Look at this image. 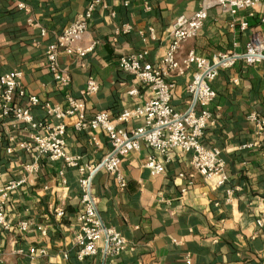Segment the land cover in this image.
I'll use <instances>...</instances> for the list:
<instances>
[{
  "label": "crops",
  "instance_id": "1",
  "mask_svg": "<svg viewBox=\"0 0 264 264\" xmlns=\"http://www.w3.org/2000/svg\"><path fill=\"white\" fill-rule=\"evenodd\" d=\"M92 1L0 0V76L21 70L28 95L61 106L66 94L79 98L87 80L93 78L100 89L87 101L85 116L91 119L106 112L116 120L123 111L143 106L152 98L146 86L120 70L119 59L145 52L147 62L160 64L171 42V24L182 15L198 12L202 0H101L106 7H97L77 46L85 49L94 44V50L82 57L59 54L58 64L72 82L62 90L47 66V47ZM20 3L28 12L18 8ZM262 15L259 8L235 17L219 7L210 9L203 29L183 45L179 58L193 51L211 62L218 53H244L251 33L264 31ZM244 21L250 27L246 32L239 27ZM125 25L131 32L118 34ZM196 72L192 67L183 76L169 77L175 84L172 104L177 112L184 113L190 105L188 87ZM212 87L217 95L209 108L213 122L202 144L221 150L229 182L214 188L194 174L190 155L177 150L170 152L165 174L151 176L143 164L155 151L144 144L122 158L121 170L128 182L124 190L113 176L101 171L93 180L99 216L128 242L127 250L116 258L100 254L78 259L76 236L82 211L78 170L18 149L17 143L30 139L29 129L0 116L4 135L0 187L23 181L7 201L6 219L13 228L0 227L2 264H183L188 255L194 264H264V225H257L264 208V134L257 136L248 121L254 111L264 118V63L238 61L220 70ZM133 90L137 92L131 95ZM32 115L37 120L46 118L40 108L32 109ZM76 121L72 117L64 122L66 150L80 157L82 165L101 162L111 150L107 134L79 132L74 128ZM138 125L121 126L133 130ZM93 137L98 145L92 143ZM8 148L14 153L8 154ZM35 166L38 169L33 171ZM56 209L64 210L63 218L56 216ZM20 221L43 227L45 235L38 230L21 233L17 229ZM32 248L44 249L47 256L33 260Z\"/></svg>",
  "mask_w": 264,
  "mask_h": 264
},
{
  "label": "built area",
  "instance_id": "2",
  "mask_svg": "<svg viewBox=\"0 0 264 264\" xmlns=\"http://www.w3.org/2000/svg\"><path fill=\"white\" fill-rule=\"evenodd\" d=\"M263 1L202 0L198 12L192 16L182 15L171 24L169 28L171 42L160 64L147 62L145 52L122 56L118 63L120 70L134 76L136 81L146 86L151 91L152 98L143 106L123 111L116 120L111 119L106 112H100L91 119L85 116L87 101L100 89V85L93 78L87 80V85L79 98L66 94V103L61 106L43 102L35 95H28L22 83L24 73L21 70H14L0 76V116L14 120L29 129L31 133L30 139L17 143V148L28 153L36 152L50 161L63 162L65 167L75 168L80 174L78 183L82 211L79 216L80 228L76 236L80 261L100 254L105 258H116L127 250L128 242L125 237L115 229L106 226L99 216V201L93 193V180L101 171H105L113 176L120 189L124 190L128 182L121 170L122 158L135 150H140L142 144L155 151V155L148 157L143 164L151 176L165 174L171 159L170 152L177 150L184 155H190L194 174L210 181L214 188L219 189L229 182L226 162L221 150H210L202 144L206 128L213 122V113L209 108L217 98L212 83L217 79L220 70L232 68L238 61H244L247 65L264 63V31L251 33L244 53H218L211 62L202 56L199 57L193 51L183 58H179V55L183 45L197 37L203 29L209 10L215 7L221 8L234 17L242 11L259 8L263 13L260 23L264 27ZM98 6L106 7L103 1L93 0L79 18L64 29L56 42L47 47V66L55 83L62 90L69 88L72 82L70 75L61 70L58 64L59 54L66 52L82 57L94 50V44L85 49L77 46L88 32V25ZM18 8L28 12V7L24 3H20ZM112 16L114 17L115 14ZM239 27L242 32L250 29L246 21L241 22ZM130 32V27L125 25L119 29L118 34L126 35ZM151 32L153 34V30ZM192 67L197 70L188 87V93L192 99L188 109L180 113L172 104L175 84L169 80V77L171 74L183 76ZM136 92L137 90H133L131 95ZM34 108L42 109L46 118L37 120L33 117L32 109ZM72 117L77 118L74 128L79 132L101 130L107 134L111 150L101 162L82 165L80 157L71 155L66 150L67 127L64 122ZM248 121L253 124L257 136L264 134V118L258 112H252ZM134 122L139 125L133 130H126L121 126ZM3 141L4 135L0 132V149ZM92 143L98 145L97 138L93 137ZM247 147L249 146L244 148ZM6 152L10 155L14 153L13 148H8ZM37 169L36 166L33 167V171ZM22 183L23 181L9 182L0 187V227L3 230L8 231L13 228L6 219L7 201L10 194ZM228 195L231 196V192L228 191ZM261 212V218L257 221L258 226L264 225V208ZM55 214L58 218H63L65 215L63 209H56ZM17 229L24 234L38 230L45 235L43 227L36 226L30 221H20ZM3 248V242L0 240V264L3 263ZM29 252L33 260L36 257L47 256L44 249L32 248ZM183 264H194L192 257L188 255Z\"/></svg>",
  "mask_w": 264,
  "mask_h": 264
}]
</instances>
